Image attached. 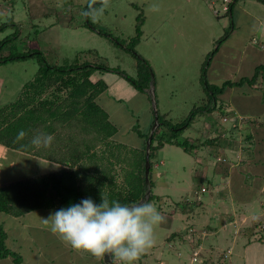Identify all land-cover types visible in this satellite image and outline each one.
<instances>
[{"label": "rangeland", "instance_id": "obj_1", "mask_svg": "<svg viewBox=\"0 0 264 264\" xmlns=\"http://www.w3.org/2000/svg\"><path fill=\"white\" fill-rule=\"evenodd\" d=\"M88 3L89 0H0V26L5 24L0 28V41L10 38L1 53L8 55L36 49L44 53L51 65L65 67L88 61L110 67V71L96 70L90 78L107 84V89L95 99L100 107L96 110L99 111L97 116L102 120L95 125L100 133L104 129L103 133L107 134L109 130L103 123L108 115L110 123L117 126L113 138L130 148L129 153L118 157L122 165L123 160L135 155V147L143 141L136 131L138 126L142 132L150 133L155 110L163 119L177 123L184 120L196 104H202L206 91L201 75L206 61L209 60V82L219 86L225 80L252 76L256 66L264 64V0H238L232 17L224 15L221 0H109V7L97 22L84 14ZM100 7L97 3L95 8ZM216 8L221 9L222 15L215 14ZM140 16L144 17L141 27L138 26ZM232 22L234 33L214 56L210 55ZM138 56L146 58L153 69V89L147 91L146 103L142 104V96L135 86L118 73L121 69L137 78ZM39 65L35 56L0 63V107L18 100L23 86L35 77ZM57 87L61 92L65 90V84L63 88L58 84ZM250 90L239 86L227 89L220 95L219 103L222 102V112L235 113L233 118L218 111L200 114L181 137H187L194 145L200 142L198 155L204 156L207 140L220 142L219 135H205V129L215 127L214 117H219L223 126L231 123L228 131L231 128L234 132L242 131V141L253 133L252 150L264 145V138L258 140L260 134L264 135V114L249 117L244 112L253 108L264 111L261 101L264 84L261 89ZM63 94L66 95V91ZM245 96L250 102L244 100L242 103L241 97ZM48 108L41 106L35 117H49ZM134 126H137L135 130ZM84 131L90 132L94 142L98 134L95 128L86 127ZM161 131L169 129L162 125ZM219 134L225 137L222 130ZM246 144L243 145L247 147ZM121 151L123 154V149ZM215 159L213 156L206 167L197 160L195 152L191 154L169 143L158 151L153 150L151 178L155 197L150 203L166 219L156 229V244L137 264H217L219 261L223 264H264V192L253 190V200L238 202L242 189L252 184L254 178L244 171L243 179L238 171L232 172L231 177H223L221 170L217 171L223 163ZM256 160L264 161V155ZM223 167L226 168L224 164ZM0 170L3 175L4 164ZM257 172L259 174L260 170ZM121 178L124 180L123 174ZM259 178L255 179H259L258 183L264 182V177ZM201 182L208 191L198 197L194 191L202 186ZM215 188L220 192L210 190ZM55 211L54 208H41L20 216L0 211V225L8 233L7 246L22 256V264H106L105 260L97 261L88 253L77 252L44 225L43 219ZM229 249L231 253L224 257ZM0 264L17 263L9 256L0 257Z\"/></svg>", "mask_w": 264, "mask_h": 264}, {"label": "trees", "instance_id": "obj_2", "mask_svg": "<svg viewBox=\"0 0 264 264\" xmlns=\"http://www.w3.org/2000/svg\"><path fill=\"white\" fill-rule=\"evenodd\" d=\"M237 1L230 0V11L224 12V15L230 14L231 17L233 16ZM97 3L93 5L94 8ZM215 14L222 15L220 12ZM143 23L144 17L140 16L138 26L141 27ZM3 27H5V24L0 26V28ZM234 27L232 22L224 35L217 40L218 45L214 51L210 52V55L214 56L217 53L223 42L234 33ZM140 34L141 30L138 29V35ZM9 41L10 38L0 41V63L22 61L35 56L38 58L40 65L35 77L23 86L18 100L16 99L12 103L9 102V104L0 107V143L18 150L31 151L34 149L31 140L37 133L52 134L54 140L51 146L41 147L38 151L43 157L59 162L63 167L46 175L0 186V211L11 216H20L31 210L41 208H54L57 211L74 203H80L82 199L89 197L99 205L102 202V193L107 195L110 201L119 200L125 204L139 203L144 198L147 189L146 146L150 133L142 132L137 125L136 131L139 132L138 135L143 141L139 147H135V155L132 154L127 157V160H123L125 163L122 165L119 162V156L129 153L130 148L126 147L127 144H120L116 138H113V134L118 130L117 126L112 125L108 120V115L105 114L103 126L109 130L107 134H104V129H101L100 133L98 126L95 125L100 124L102 121L101 119L99 121L97 116L99 111L96 110L100 107L95 103V99L107 89V84L102 80L92 81L90 78L96 70L110 71V67L88 61L65 67L57 64L51 65L44 53L36 49L3 55L1 52ZM208 61L205 62L201 75L206 91V97L202 104H196L190 114L177 123L170 122L166 118L163 119L158 112L159 126L153 135L150 148L149 178L151 193L147 202L155 197L151 178L153 150L158 151L166 143H169L182 147L188 152L194 151L197 147H200V142H198V145H194L187 137L182 138L181 135L185 129L193 126L198 115L218 111L221 115L233 117L235 114L233 111L222 112V102L219 103L222 100L220 95H223L227 89L234 86H239L241 89H261L264 84V81L261 82L262 77H264V64H258L252 76L245 75L237 80H225L221 86L210 83L207 76ZM137 72L138 77L133 78L125 71L118 70V73L124 75L123 77H126L137 91L147 94L153 80V69L149 61L143 56H138ZM57 84L62 88L65 84V90L61 92L62 89L57 87ZM65 91L66 95L63 94ZM41 106L49 107L47 109L50 113L49 117H43L42 119L40 116L35 117ZM214 119H216V125L217 123L223 125L219 117H214ZM150 124L152 129L154 122ZM162 125L167 126L169 131L162 132ZM137 126H134L133 129L135 130ZM86 127H94L98 132V134H95L94 142H92L90 132L86 133L84 131ZM21 130L26 132V136L18 141L16 137ZM207 142L209 141L207 140ZM62 147H66V150ZM53 148H59V151L53 150ZM96 149L101 151L99 153L95 152ZM121 149H123V154ZM161 164H163L162 161ZM122 174L125 177L124 180H121ZM202 187L195 189L194 194L196 196L200 197V194L204 193L201 191ZM197 190L201 193H196ZM204 232L205 229H202V233ZM176 233L177 231L173 232L170 237L172 238L173 234ZM7 240L8 233L3 225H0V257L13 256L17 264H22V256L7 246ZM200 244L201 240L198 242V245ZM229 250L224 253V257L229 256L231 249ZM217 264H223V262L219 261Z\"/></svg>", "mask_w": 264, "mask_h": 264}, {"label": "clouds", "instance_id": "obj_3", "mask_svg": "<svg viewBox=\"0 0 264 264\" xmlns=\"http://www.w3.org/2000/svg\"><path fill=\"white\" fill-rule=\"evenodd\" d=\"M98 0H89L84 13L97 22L109 0H99L101 7L94 8ZM239 116L236 121L239 122ZM26 132H18L22 140ZM52 134L37 133L31 144L37 149L50 147ZM98 205L92 198H85L67 208H61L43 219L45 226L62 242L77 252L88 253L97 261L111 257V264H137L142 255L156 244V229L165 221V216L150 202L125 204L109 200L101 195Z\"/></svg>", "mask_w": 264, "mask_h": 264}, {"label": "crops", "instance_id": "obj_4", "mask_svg": "<svg viewBox=\"0 0 264 264\" xmlns=\"http://www.w3.org/2000/svg\"><path fill=\"white\" fill-rule=\"evenodd\" d=\"M262 48L264 49V45H262ZM248 89L258 90L256 88L255 89L254 88H248ZM1 91L2 90L0 88V93H1ZM148 91L150 92L151 89ZM137 92H138L139 96H142L140 103L141 104L143 102L146 103L147 98H145V97L147 94H144V93L139 92V91H137ZM0 97H1V95H0ZM241 98H242V103L244 100L250 102V100L247 99L246 96L241 97ZM261 101L264 104V96L261 98ZM252 106H250L249 108H251ZM143 108H145V107H143ZM145 110L147 111L148 109L145 108ZM244 112L246 114H248L249 117H254L255 115H257V117H258V115L264 114V111H261L258 109L255 110L254 108L250 109V110H245ZM237 116H238V114L235 115V118ZM231 118H233V117H231ZM149 122H150V119H149ZM207 123H209V122H207ZM230 124H227V126L222 125L221 128H218L220 125L217 123V125H215V127H213V130L208 129V128L205 129L206 130L205 135L207 134V136H208V134H209V137L211 135H212V137H214V136L216 137L219 135V139H220L219 141L220 142H219V144L207 142V145L204 147H208L209 149L207 148V151L204 152V153H206L204 156L198 155V149L200 147H197L194 151H192L190 153L192 154L193 152H195L197 160L202 165H204L206 167L209 166V164L211 162V158L214 156L216 158L215 160L217 162L223 163L224 166L226 167V168H224L223 164H221L217 168V171L221 170V172H222L221 174L223 177H225L226 175H227V177H231L232 172L234 174V172H236V171L241 173L240 175H241L242 179H243V171L247 172L248 175L250 174V177L254 178L253 183L244 186V188L242 189L243 192H241L240 196H238V198H237L238 202L245 201V200L248 202L250 200H253V198H252V196H254L252 194L253 190L255 191V193L259 192L262 194L264 192V182H261L262 179L259 178L261 176L264 177V161L256 162L257 157L264 155V148H262V147H264V145H259L256 150H252L250 143L255 139L253 133L246 136V138H245V139H247L246 141H242L241 140L242 139L241 138L242 137V135H241L242 131L241 130H235V132H234V130L228 131L229 128L231 127ZM238 129H240V127ZM241 129H242V127H241ZM220 130L223 131V133L225 134V137L220 136L221 135V134H219ZM259 130H261V129H259ZM260 136H261V138L258 139L259 141L262 140V138H264V135L260 134ZM249 138H251V139H249ZM240 142H241V144H240ZM245 142L247 143L246 144L247 147H245L243 145ZM220 143H221V146H219ZM62 148L64 150H66V147H62ZM54 149H56V151H59V148H53V150ZM227 152H229L230 154H228ZM218 153H222V154L217 156ZM222 157H225V158H223V160H221ZM162 162L164 164V161H162ZM255 163H257V164H255ZM2 164H4V171H5V173L3 175L6 174L7 176L2 178L3 175H2V171L0 170V186H4V185L10 184L12 182H17L20 180H24V179H28V178H32V177H36V176L46 175V174L58 171L59 169H61L63 167L59 162L49 160V159L43 157V155L40 154V152L38 151V149L36 147H34V149H32L31 151H23V150H18L15 148L8 147L7 145L0 143V166ZM257 170H260L259 174H258ZM248 171H250V172H248ZM261 171H263V174L261 173ZM257 178H259L261 180L260 181L261 183L257 182V181H259V179L257 181L255 180ZM201 185L204 186V184L202 182H201ZM228 189L229 190L227 192L230 191L229 186H228ZM210 190L212 192L214 191L216 193L220 192L219 188H215V190H213V189H210ZM228 194H230V193H228ZM231 217L233 218V216H231ZM223 223H224V221H223ZM224 224H226V223H224ZM230 224H231V221H230ZM18 234H20V233H18ZM263 249H264V243H263Z\"/></svg>", "mask_w": 264, "mask_h": 264}, {"label": "water", "instance_id": "obj_5", "mask_svg": "<svg viewBox=\"0 0 264 264\" xmlns=\"http://www.w3.org/2000/svg\"><path fill=\"white\" fill-rule=\"evenodd\" d=\"M153 85L154 84H153V80H152L151 87H150L151 90L153 89ZM158 125H159L158 111L155 110V122H154L152 129L150 131L149 137L147 139V146H146V185H147V189H146V194H145L144 198L139 203L147 201L149 196H150V193H151V184H150V178H149V175H150V148H151V140L153 138V135H154ZM105 262H106V264H111V257L106 256Z\"/></svg>", "mask_w": 264, "mask_h": 264}, {"label": "built area", "instance_id": "obj_6", "mask_svg": "<svg viewBox=\"0 0 264 264\" xmlns=\"http://www.w3.org/2000/svg\"><path fill=\"white\" fill-rule=\"evenodd\" d=\"M222 1H223L222 11L223 12L230 11V5H229L230 0H222ZM215 12L216 13H219V12L221 13V9L220 8H216ZM201 191L202 192H206L207 191V188L203 186L201 188ZM201 191L197 190L196 193L200 194ZM229 252H230V250H229Z\"/></svg>", "mask_w": 264, "mask_h": 264}]
</instances>
